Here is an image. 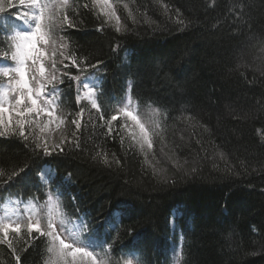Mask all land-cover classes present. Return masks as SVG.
Masks as SVG:
<instances>
[{"label":"trees","instance_id":"obj_1","mask_svg":"<svg viewBox=\"0 0 264 264\" xmlns=\"http://www.w3.org/2000/svg\"><path fill=\"white\" fill-rule=\"evenodd\" d=\"M246 2L251 18L239 20L241 0H161L170 6L167 15L154 0H136L133 10L147 8L154 23L133 24L121 8L129 28L121 34L80 7L78 28L64 33L77 56L100 66L105 80L97 98L105 117L122 102L125 80L131 79L133 100L159 107L161 118H167L165 142L177 158L188 161V166L199 160L195 175L178 173L160 154L157 141V159L171 177L170 183L162 184L151 169L142 170L143 156L126 155L119 137L101 139L89 125L82 141L88 151L68 155H34L19 138H0V169L6 173L0 177V199L27 201L39 195L44 202L49 186L44 187L38 175L46 164L56 174L52 184L70 218L84 215L94 226L100 221L110 226L119 222L107 233L90 229L97 242L112 245L114 259L138 243L143 264H172L166 242L173 232L182 237V264H264V110L258 103L264 101V54L253 46L258 35L264 36V0ZM177 9L182 19L190 21L187 27L170 18ZM64 71L80 75L74 68ZM63 81L61 100L68 110L77 111L70 94L73 81L67 77ZM184 116L194 117L195 127L184 122ZM96 144L109 155L115 152L123 166L93 164L87 156ZM216 149L225 152L235 174L225 173L218 157L220 171L213 169L212 158L203 159ZM20 167L25 171L4 183L7 174ZM118 211L123 215L116 218ZM172 212L177 216L174 230L169 227ZM22 248L23 242L17 248L21 264H43L41 241L27 251ZM0 264H16L5 245H0Z\"/></svg>","mask_w":264,"mask_h":264},{"label":"snow or ice","instance_id":"obj_2","mask_svg":"<svg viewBox=\"0 0 264 264\" xmlns=\"http://www.w3.org/2000/svg\"><path fill=\"white\" fill-rule=\"evenodd\" d=\"M241 2L243 8L238 13L239 20L245 17L250 19V5L246 0ZM135 3L136 0H88L83 4L79 0H0V13H4L6 8L22 9L16 16L18 23L8 24L4 31L5 38L0 40V56L4 61L12 62L10 65L0 63V77L3 78L0 81V138L17 137L24 141L25 147L30 148L34 155H68L88 151L82 147V141L91 125L93 133L101 139L119 137L121 149L126 155L133 152L143 156L142 170L151 169L153 177L158 178L162 184L170 183L171 177L157 159L154 149L157 141L160 144V154L166 157L178 173L182 172L184 176L195 175L199 160H194L188 166V161L179 160L175 150L165 142L167 118H161L159 107L149 103L147 107L150 112L145 116L138 102L129 95L126 102L118 105L106 118L94 88L83 95L77 94V111L68 110L61 100L59 85L63 84V77L77 82L82 76L94 79L85 74L90 69L98 68V63H87L85 57L77 56L70 49L68 38L64 35L68 29L78 28V9H88L101 20L102 26H111L116 33L121 34L129 31L122 19L121 8L133 24L154 23L148 16L147 8L144 11L140 7L133 10L132 5ZM154 3L163 8L166 15L171 12L170 6L161 3V0H154ZM170 18L183 27L190 23L181 18L179 9ZM248 38L251 40L253 37L249 35ZM257 45L264 54V36L256 37V44L253 46ZM261 61L264 63V55L261 56ZM69 68L76 69L80 75L74 76L64 71ZM261 75H264V71ZM83 101H87L90 108L82 106ZM258 103L261 110H264V101ZM228 107L235 113L231 105ZM234 118L241 117L234 115ZM182 119L195 127V124H191L194 117L184 116ZM97 129L104 131L96 132ZM196 143L201 145L202 151L207 152L201 139L197 138ZM216 157L223 162L222 170L225 173L235 174L223 151L216 149L212 157L206 156L203 159L212 158L213 169L220 171L215 162ZM87 159L97 166L107 168L123 166L115 152L109 155L99 144L95 145L94 151L89 152ZM24 171V167L13 168L4 183L19 177ZM5 175V171L0 169V177ZM41 179L50 189L43 203L40 202L42 197L33 196L25 204L23 214L17 208L11 215L8 214L7 204L11 202L18 206L23 201L12 200L9 196L0 205V245L7 247L16 264H21L17 251L21 242L22 250L27 251L37 241L44 244L43 264H143L142 249L138 243H133L124 253L128 258L114 259L112 245L105 247L98 243L88 226L81 225L76 229L66 227L61 194L55 190L50 174L42 173ZM115 215L119 218L123 212L118 211ZM136 239L138 241L139 238ZM182 260V254H178L175 264H182Z\"/></svg>","mask_w":264,"mask_h":264},{"label":"bare ground","instance_id":"obj_3","mask_svg":"<svg viewBox=\"0 0 264 264\" xmlns=\"http://www.w3.org/2000/svg\"><path fill=\"white\" fill-rule=\"evenodd\" d=\"M2 63H5V62H2ZM95 70L98 74H101L99 71H100V66L98 65V68H95V69H90L89 70V73L85 74V75H91V76H94L95 75ZM82 79H85L84 76L81 77ZM85 80H89V79H85ZM104 76L102 75V78H101V83H104ZM131 79L129 78H126L125 80V88H124V91H128V96L130 95L131 96ZM89 85V84H87ZM123 85V86H124ZM61 90V89H60ZM73 91H76L75 89H72ZM90 89H87V91H89ZM71 95L74 94V92L70 93ZM100 94H97V96H100ZM133 98V97H132ZM140 110L142 112V114L146 115V113L150 112V110L148 109V107L146 106H141L140 105ZM53 168L50 167L49 165H46L44 164L41 168V173H43L45 170H47V173L51 175V179L54 180L56 178V174L55 172L52 170ZM40 174L38 175V179H40ZM63 181H66L65 178H63ZM68 181V180H67ZM41 182V180H40ZM15 198V197H14ZM7 200V199H6ZM3 199H0V202H2ZM177 217V216H176ZM75 220L77 221V223L80 225L81 223H83V225L85 226H88L89 227V230L90 229H94V231H100V232H110L112 230H115L117 229L119 226V222L116 221L115 224L113 226H110L109 224L103 222V221H100L99 223H97L95 226L93 224H90V222L86 219V217L84 215H80V214H77ZM173 230H174V227H173ZM91 232V231H90ZM93 233V232H91ZM104 243V242H102ZM166 253L168 254V256L170 257L171 254L174 252L175 248H177V251L176 253L177 254H180L182 252V237L179 236L178 234H176V236H174V233H169V236H168V241L166 242ZM156 253H157V250H156ZM143 257H144V254H142ZM168 257V258H169ZM128 258L127 256L124 255V253H122L121 255L118 256V259H126ZM172 264H174L175 260H172Z\"/></svg>","mask_w":264,"mask_h":264},{"label":"rangeland","instance_id":"obj_4","mask_svg":"<svg viewBox=\"0 0 264 264\" xmlns=\"http://www.w3.org/2000/svg\"><path fill=\"white\" fill-rule=\"evenodd\" d=\"M15 11V14L12 16V19L9 18V14H11V11ZM22 9H20L19 7H12V8H6L5 12L4 13H0V25L2 24H5V26H7L8 24H16L18 23L16 21V16L19 15L21 13ZM12 62L10 60L6 61L5 63H2V64H8L10 65ZM94 83L95 85H93V80L89 79L88 82H80L78 83L77 85V89L79 90V94L80 95H83L85 92H87V89H95L96 93H97V90L99 89V87L101 86V79L100 77L98 76V74L96 73L94 76ZM89 84V85H87ZM129 91V90H128ZM128 91L126 92V95L124 97V102H126L127 98H128ZM149 114L146 113L145 116H147ZM43 173H47V170H45ZM41 175L42 173L40 174V180L42 182H44L42 179H41ZM8 200V199H7ZM13 200H16V199H13ZM6 201V200H4ZM0 202V205H3V202ZM17 208L19 209V211H21L23 208H25V204L23 203H20L18 206L15 205V204H12L11 202H9L7 204V211H8V214L11 215L12 213H14L15 211H17ZM175 213V212H174ZM174 213L170 214L171 217H174L176 216ZM0 214H2V210H0ZM14 218V217H13ZM81 225H83V223H81L80 225L77 223V221L75 219H68L67 220V223H66V227L68 228H72V229H76V228H79ZM170 226L171 228L172 225L170 223Z\"/></svg>","mask_w":264,"mask_h":264}]
</instances>
